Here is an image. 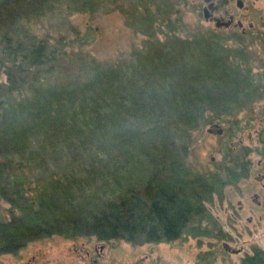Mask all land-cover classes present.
<instances>
[{
  "label": "rangeland",
  "instance_id": "obj_1",
  "mask_svg": "<svg viewBox=\"0 0 264 264\" xmlns=\"http://www.w3.org/2000/svg\"><path fill=\"white\" fill-rule=\"evenodd\" d=\"M241 1L238 7V0H212L216 9L210 10L206 20L203 8L209 0H157L166 4L164 14L170 12L171 20L180 21L170 27L181 36H212L229 50L230 60L249 71L246 88L228 101L231 110L220 115L205 111L198 125L179 124L172 129L174 139L159 149L169 155L173 151L193 174L202 175L214 172L224 160L229 165L246 158L250 160L247 176L225 185L221 197L215 195L211 203H205L206 214L194 218L175 240L132 244L53 234L0 255V264H94V259L98 264H240L255 248L264 249V147L257 142V133L264 127V0ZM152 2L43 0L11 32L26 41L46 37L57 44L61 38L59 59L52 69L43 67L39 83L75 86L90 79L97 65L119 66L134 60L147 40L141 28L151 34L168 29L162 19L153 27L148 22L138 27L134 8L151 12L155 10ZM230 16L234 25L241 22L245 32L236 26H216V21L227 22ZM75 106V116L55 122L59 131L44 137L37 152L27 156L23 171L9 181L26 196L42 186L49 189L51 184L76 182L81 209L97 210L108 199L139 189L146 181L150 167L143 154L146 146L141 149L145 135L124 107L114 106L111 112L101 109L95 116L90 114L93 108ZM214 124L222 130L220 134ZM220 175L225 177L223 171ZM9 209L11 205L1 200L0 217L8 219Z\"/></svg>",
  "mask_w": 264,
  "mask_h": 264
},
{
  "label": "trees",
  "instance_id": "obj_2",
  "mask_svg": "<svg viewBox=\"0 0 264 264\" xmlns=\"http://www.w3.org/2000/svg\"><path fill=\"white\" fill-rule=\"evenodd\" d=\"M42 1L0 0V201L11 205V216L0 217V255L53 234L132 244L179 238L194 218L206 214L205 203L221 197L225 185L243 176V164L235 160L227 165L224 160L208 175L193 174L177 154L159 147L174 139L172 129L179 124L198 125L205 111L220 115L231 110L228 101L246 88L249 71L230 60L229 50L212 36H181L170 27L180 21L164 14L165 3L153 0L154 11L134 8L138 27L145 22L153 27L162 19L168 29L151 34L141 28L147 40L134 60L97 65L90 79L75 86L40 85L43 67L52 69L59 59L61 38L57 44L46 37L26 41L11 28ZM75 105L93 108L90 114L95 116L103 109L124 107L145 135L141 149L146 146L143 154L150 167L146 181L97 210L81 209L76 182L42 186L26 196L9 181L23 171L39 143L59 131L55 122L75 116ZM240 264H264V249L255 248Z\"/></svg>",
  "mask_w": 264,
  "mask_h": 264
},
{
  "label": "flooded vegetation",
  "instance_id": "obj_3",
  "mask_svg": "<svg viewBox=\"0 0 264 264\" xmlns=\"http://www.w3.org/2000/svg\"><path fill=\"white\" fill-rule=\"evenodd\" d=\"M209 4H211V6L213 7V8H215L216 9V5H213V3H212V0H209V3H208V5ZM211 17V16H210ZM229 21H230V24H229V26H236V27H238V28H240L241 29V31L242 32H245V30H244V28L242 27V24H241V22H237V24H233V17L232 16H230L229 17V19H228ZM264 131V127H262L259 131H258V133H257V142H258V144H260L262 147H264V141H263V139H264V135L262 136L260 133L261 132H263ZM252 138L249 136V140H251ZM249 151V148H248V146H247V148H245V153L246 152H248ZM248 154V153H247ZM246 159V158H245ZM243 160V162H242V164H243V176L242 177H246L247 176V174H248V172H249V168H250V160H248V159H246V160ZM258 164L259 165H261V163H260V161L258 162ZM223 247L226 249V250H229V248H228V246H227V244L225 243V242H223ZM102 248H103V246L101 247V250H102ZM258 248V247H257ZM93 262H94V264H98V262H97V260L96 259H94L93 260Z\"/></svg>",
  "mask_w": 264,
  "mask_h": 264
},
{
  "label": "water",
  "instance_id": "obj_4",
  "mask_svg": "<svg viewBox=\"0 0 264 264\" xmlns=\"http://www.w3.org/2000/svg\"><path fill=\"white\" fill-rule=\"evenodd\" d=\"M237 6L238 7H241L242 6V1L241 0H238L237 2ZM214 8L211 6V4H209L207 7L203 8V17L206 19V20H209L210 19V16H211V11L210 10H213ZM230 24V21L228 20L227 22H219V21H216V26L217 27H221V26H226L228 27ZM213 127H215L217 129V133H221L222 130L219 128V126L217 124H214ZM208 132H211L212 131V128H208L207 130ZM262 136L264 135V131L260 133ZM264 141V139H263Z\"/></svg>",
  "mask_w": 264,
  "mask_h": 264
}]
</instances>
